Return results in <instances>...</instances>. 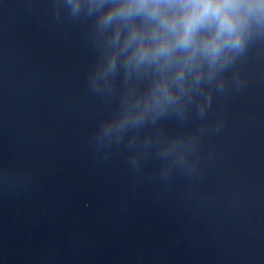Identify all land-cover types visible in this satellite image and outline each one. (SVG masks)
I'll return each mask as SVG.
<instances>
[{"label": "water", "instance_id": "1", "mask_svg": "<svg viewBox=\"0 0 264 264\" xmlns=\"http://www.w3.org/2000/svg\"><path fill=\"white\" fill-rule=\"evenodd\" d=\"M102 11L0 0V264H264V19L157 108Z\"/></svg>", "mask_w": 264, "mask_h": 264}, {"label": "clouds", "instance_id": "2", "mask_svg": "<svg viewBox=\"0 0 264 264\" xmlns=\"http://www.w3.org/2000/svg\"><path fill=\"white\" fill-rule=\"evenodd\" d=\"M111 28L108 69L123 57L126 68H151L160 77L153 104L172 102L170 83H198L204 66L223 65L243 48L253 18L264 19V0H92Z\"/></svg>", "mask_w": 264, "mask_h": 264}]
</instances>
